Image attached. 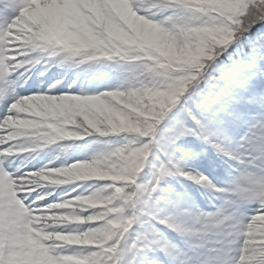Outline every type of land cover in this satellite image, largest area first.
I'll list each match as a JSON object with an SVG mask.
<instances>
[{
  "label": "snow or ice",
  "instance_id": "snow-or-ice-1",
  "mask_svg": "<svg viewBox=\"0 0 264 264\" xmlns=\"http://www.w3.org/2000/svg\"><path fill=\"white\" fill-rule=\"evenodd\" d=\"M0 264H264V0H0Z\"/></svg>",
  "mask_w": 264,
  "mask_h": 264
}]
</instances>
